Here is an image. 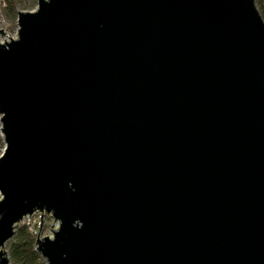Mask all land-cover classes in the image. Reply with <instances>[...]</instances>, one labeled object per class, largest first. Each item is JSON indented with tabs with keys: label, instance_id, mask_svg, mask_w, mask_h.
I'll list each match as a JSON object with an SVG mask.
<instances>
[{
	"label": "water",
	"instance_id": "95a60500",
	"mask_svg": "<svg viewBox=\"0 0 264 264\" xmlns=\"http://www.w3.org/2000/svg\"><path fill=\"white\" fill-rule=\"evenodd\" d=\"M16 25L0 29V264L36 211L57 221L35 238L46 264H264L254 0H36Z\"/></svg>",
	"mask_w": 264,
	"mask_h": 264
},
{
	"label": "trees",
	"instance_id": "16d2710c",
	"mask_svg": "<svg viewBox=\"0 0 264 264\" xmlns=\"http://www.w3.org/2000/svg\"><path fill=\"white\" fill-rule=\"evenodd\" d=\"M22 0H0L2 9L8 16L15 19L16 8ZM257 11L264 21V0H254ZM3 146L0 136V149ZM7 254L12 264H42L41 256L36 250L35 236L24 225L14 228L13 235L7 243Z\"/></svg>",
	"mask_w": 264,
	"mask_h": 264
},
{
	"label": "rangeland",
	"instance_id": "374dc122",
	"mask_svg": "<svg viewBox=\"0 0 264 264\" xmlns=\"http://www.w3.org/2000/svg\"><path fill=\"white\" fill-rule=\"evenodd\" d=\"M36 5V0H22L18 3L17 8H16V13L17 11L21 10H33ZM2 7V3H0V8ZM0 29L2 30V34L6 35L7 37H15L16 36V30H17V25H16V16L15 19H12L10 16L6 14V11L0 9ZM3 146L0 149V152L2 151ZM39 215H40V223L38 226L39 222ZM52 223V225H51ZM24 225L26 226L31 233L36 237L41 238L42 236H52V230L57 228V221H54L53 218L45 213L36 211L33 212L30 215H25L22 217L16 224L15 227L17 228L18 226ZM51 229V230H50ZM9 240V239H8ZM8 240L4 243L2 249L6 251L7 254V243ZM9 260V257H8ZM42 264H46L45 260L41 257ZM10 264L11 261L9 260Z\"/></svg>",
	"mask_w": 264,
	"mask_h": 264
}]
</instances>
